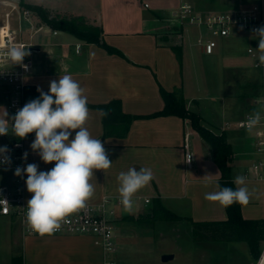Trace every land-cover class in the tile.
Returning a JSON list of instances; mask_svg holds the SVG:
<instances>
[{
    "label": "crops",
    "instance_id": "crops-1",
    "mask_svg": "<svg viewBox=\"0 0 264 264\" xmlns=\"http://www.w3.org/2000/svg\"><path fill=\"white\" fill-rule=\"evenodd\" d=\"M146 1L150 7L144 6ZM0 2L1 10L8 9L10 4L14 7L12 24L15 27L26 24L21 18V3L40 5L57 17H84L87 25L101 28L102 40L106 44L123 54L110 53L96 43L44 24L35 38L37 49L28 56L34 63L26 79L28 85L47 92L50 81L71 74L85 89L88 104L119 99L122 111L132 115H147L161 110L164 106L161 87L181 91L186 107L200 115L205 127L216 133L225 132L232 146V183L237 175L242 174L247 178L246 186L253 191L250 202L240 205L242 216L247 219L264 218V164L257 173L253 170L256 156L264 162V148L261 151L257 149L255 129L248 131L237 126L239 120L253 111L264 114V66L260 69L255 65L252 67L253 57L247 51L248 42L255 41V37L238 29L234 35L217 39L213 53H206L198 42L201 29L177 27L172 22L170 10L176 3L171 0ZM253 4L260 5L264 20L261 0L227 7H212L206 2L210 8L206 11L240 10ZM54 30L57 33L54 34ZM260 74L259 93L254 90L244 92L240 78L243 76L255 83ZM88 108L87 127L92 136L103 143L112 166L107 170H94L92 183L95 193L87 203L100 205L109 199L105 206L114 211L118 234L123 217L140 213L156 199L170 211L194 221L227 219L226 207L205 199V193L217 191V184L220 187L221 172L211 145L193 129L189 119L176 115L139 117L132 120L125 136H104L102 110ZM74 135L75 132L70 139ZM33 140L27 139V160H23L20 167L36 163L38 170H50L54 163L45 164L40 160L30 148ZM187 151L193 155L191 163L186 162ZM133 167L137 170L150 168L154 178L134 195V207L129 212L120 203L117 177L120 172ZM15 169L12 168L13 173L7 183L17 178ZM22 179L28 200L31 194L26 188V175ZM6 218L12 226L17 223L13 218ZM35 236L24 235L19 227L18 234L12 233V243L21 239L25 244ZM96 246L97 251H58L57 264H104L102 248ZM24 252L12 251V255H23L24 264H27ZM115 257L117 264H139L131 251H117Z\"/></svg>",
    "mask_w": 264,
    "mask_h": 264
},
{
    "label": "clouds",
    "instance_id": "clouds-1",
    "mask_svg": "<svg viewBox=\"0 0 264 264\" xmlns=\"http://www.w3.org/2000/svg\"><path fill=\"white\" fill-rule=\"evenodd\" d=\"M253 36L259 41V66H264V26L253 29ZM28 48L10 47L0 53L13 65L23 64L29 56ZM39 97L25 103L15 115L9 117L6 110L0 115V136L12 134L24 139L30 133L35 138L30 148L45 164L54 166L48 171L38 170L36 163H28L25 167H17L14 175L27 177L25 184L31 198L27 201L25 222L27 229L41 237L51 236L61 230L62 224L71 214L84 209L95 193L92 183L94 170H107L112 166L105 147L100 139L92 136L87 127L90 110L85 89L71 74H64L49 83L44 92L37 88ZM104 115H107L105 112ZM264 121L262 111H253L245 122L248 131H252ZM73 132L75 135L73 138ZM8 148L0 147V164H10L7 156ZM25 152L23 159L27 160ZM150 168L139 170L129 168L120 172L119 199L125 211H132L134 195L153 180ZM232 187L220 188L205 193V199L218 202L227 207L234 203L247 205L252 196L247 185V178L237 175ZM7 203L6 200H4ZM260 264H264V252L261 253Z\"/></svg>",
    "mask_w": 264,
    "mask_h": 264
},
{
    "label": "built area",
    "instance_id": "built-area-1",
    "mask_svg": "<svg viewBox=\"0 0 264 264\" xmlns=\"http://www.w3.org/2000/svg\"><path fill=\"white\" fill-rule=\"evenodd\" d=\"M171 1L176 3L170 10V18L173 22L183 27L193 26L205 29V32L201 31L198 42L203 46L206 53H213L217 46V39L231 36L235 28L253 36V29L264 26L259 4H253L240 10L200 12L191 0ZM144 6L150 7V3L146 1ZM13 8L10 4L8 9H0V53L6 52L13 46H23L28 48L29 52L36 51L37 41L35 38L43 30L44 23L40 22L30 9L22 8L21 18L26 24L24 26L21 23L15 27L12 24ZM53 33L55 34L57 31L54 30ZM255 40L259 42L256 37ZM247 51L254 58L255 67H261L258 60L259 53H255L252 46L248 47ZM23 64L28 66L27 70L20 65H13L5 56H0V89L7 96V101L3 106L9 117L15 115L18 109L27 103L25 99L26 79L34 63L32 58L27 56L24 58ZM4 110L0 112V115H3ZM249 115L247 114L239 120L237 126L246 128L245 122ZM254 129L258 141L257 149L261 151L264 148V122L262 121ZM26 142V138L20 139L12 134L0 136V147L6 146L8 148L7 156L10 157L11 161L10 164H0V169H12L22 165L23 155L27 152ZM185 158L187 163H191L192 153L187 151ZM263 164V161L254 164V172L257 173ZM108 200L105 199L100 205L87 203L84 209L68 216L66 222L62 224L61 230L54 234L89 235L93 238L94 243L102 248L104 264H117L115 255L118 251V245L115 239L114 211L105 206V202ZM27 201L22 177H17L11 183H0V216L13 218L19 224L24 235L39 236L31 233L26 227ZM146 202H149V199H146ZM262 252H264V244ZM261 253L254 264H260Z\"/></svg>",
    "mask_w": 264,
    "mask_h": 264
},
{
    "label": "rangeland",
    "instance_id": "rangeland-1",
    "mask_svg": "<svg viewBox=\"0 0 264 264\" xmlns=\"http://www.w3.org/2000/svg\"><path fill=\"white\" fill-rule=\"evenodd\" d=\"M195 7L200 12H209L206 2L212 7L234 6L241 2L253 3L258 0H193ZM260 1V0H259ZM1 3V2H0ZM264 11V0H261ZM22 8V7H21ZM204 10V11H201ZM173 22V21H172ZM178 27V23L173 22ZM180 26V25H179ZM88 28L97 26L88 25ZM190 29L191 26H185ZM238 29H234V33ZM205 32L204 28H201ZM250 35V33L245 32ZM197 34V33H196ZM234 35V34H233ZM80 39V38H79ZM220 39V37L218 38ZM186 41V37H185ZM255 53H259V42L254 39L248 42ZM251 55V54H249ZM252 67H254V58ZM260 69L259 67H255ZM244 92L247 90L260 91L261 74L255 83L240 78ZM254 86V87H253ZM7 96L0 89V112L4 110ZM28 139V138H26ZM257 163L258 156L255 157ZM12 169H0V183H7L12 176ZM149 207L140 213L148 211ZM139 214V213H138ZM134 215V218L138 216ZM124 218V217H123ZM121 219L120 234L115 229V239L118 251H131L133 259L139 264H254L257 260L250 253V248L245 240L232 241H211L196 240L192 233L189 221L185 219H157L154 222H137L135 219ZM13 232L18 234L19 225L12 226L11 222L5 217L0 216V264H9L12 259V251H19L27 257V264H57L58 251H97V246L93 243V238L84 234H53L44 237L35 236L27 240L25 244L18 239L17 243H12ZM116 228V226H115ZM58 235V236H55ZM264 240L259 242L260 253ZM164 254H173V258L163 261Z\"/></svg>",
    "mask_w": 264,
    "mask_h": 264
},
{
    "label": "trees",
    "instance_id": "trees-1",
    "mask_svg": "<svg viewBox=\"0 0 264 264\" xmlns=\"http://www.w3.org/2000/svg\"><path fill=\"white\" fill-rule=\"evenodd\" d=\"M21 7L30 9L42 23L54 29L69 32L86 42L96 43L106 48L110 53L123 56L119 50L102 40V30L100 27L88 28L84 17H57L47 8L36 4L21 3ZM178 55H180L179 52ZM160 92L164 100L163 108L147 115H132L123 112L119 99H112L102 104H88L87 106L102 110L104 136H125L134 118L176 115L189 119L193 129L212 147L214 160L221 172L220 187H232L235 189L232 183L230 167V162L233 159V149L227 141L225 132L216 133L205 127L201 122L200 115L186 107L181 91H169L161 87ZM38 97L39 92L36 88L26 84V102ZM105 112L107 115H104ZM26 138L34 139L35 133L28 134ZM226 211L228 217L225 220L194 221L189 217H184L170 211L159 199H156L149 206L148 211L139 213L135 218L134 215L125 216L124 218L135 219L139 223L145 221L154 222L157 219L163 218L174 220L185 219L191 224L194 239L211 241L245 240L249 245L251 255L257 259L260 255L259 242L264 240V218H244L241 214L240 204L237 203L227 206ZM9 264H24L23 255L13 256Z\"/></svg>",
    "mask_w": 264,
    "mask_h": 264
},
{
    "label": "water",
    "instance_id": "water-1",
    "mask_svg": "<svg viewBox=\"0 0 264 264\" xmlns=\"http://www.w3.org/2000/svg\"><path fill=\"white\" fill-rule=\"evenodd\" d=\"M173 258V254H164L163 256H162V260L163 261H168V260H170V259H172Z\"/></svg>",
    "mask_w": 264,
    "mask_h": 264
}]
</instances>
